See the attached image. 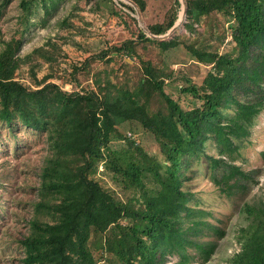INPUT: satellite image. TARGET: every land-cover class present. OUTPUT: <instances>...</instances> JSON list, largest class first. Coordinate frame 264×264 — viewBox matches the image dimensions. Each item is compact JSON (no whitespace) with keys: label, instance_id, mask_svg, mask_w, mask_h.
<instances>
[{"label":"trees","instance_id":"obj_1","mask_svg":"<svg viewBox=\"0 0 264 264\" xmlns=\"http://www.w3.org/2000/svg\"><path fill=\"white\" fill-rule=\"evenodd\" d=\"M133 1L144 10V0ZM186 1L185 28L194 30V23L218 13L233 22L230 27L235 42L231 51L211 58L218 73L208 72L199 88L191 85L182 89L196 102L187 110L165 93L158 68L149 60H142L143 74L132 91L120 90L114 96L110 91L100 93L93 88L68 92L53 82L44 81L41 87L30 88L14 79L23 60L17 54L19 41L11 38L1 46L0 118L10 122L16 112L26 124L48 130L51 150L40 174L44 198L36 203L38 210L47 208L51 221L38 217L29 220V232L20 240L23 264H96L87 244L90 230L97 234L107 231L105 237H100L99 247L104 253L114 254L121 264H133L136 257L137 264H157L153 260L161 246L168 252L181 250L183 261L188 242L200 251L203 261L215 249L216 241L187 237L188 231L195 233L203 221L192 218L190 225L180 226L181 212L191 213L185 204V191L180 188L181 170L186 167L189 153L201 149L208 138L232 151L234 140L249 133L254 117L264 109V0ZM8 2L1 0L3 5ZM20 3L24 9L29 6L27 0ZM173 5L168 19L148 24L152 33H165L176 21L179 0ZM140 40L155 41L163 49L184 42L178 36L155 40L139 27L137 40L126 39L112 50L133 58ZM194 42L187 47L198 56L201 47ZM34 50L39 52L41 48ZM105 54L102 51L99 57ZM154 92L164 102L163 110L151 111L145 101H139L142 93L148 99ZM225 108L230 111L226 113ZM123 118L139 121L154 134L168 163L162 172L160 165L145 159L143 165L109 149L114 122ZM129 144L138 155L146 157L139 145L133 141ZM209 160L212 183L223 192L234 185L242 188V182L253 179L256 172L225 157L210 155ZM100 161L138 187H144L143 172L150 171L160 189L138 207L124 203L93 177ZM239 214L243 216L238 229L240 249L230 257V264H264V205L243 202ZM124 217L130 220L122 225ZM212 228L223 234L221 228Z\"/></svg>","mask_w":264,"mask_h":264},{"label":"rangeland","instance_id":"obj_2","mask_svg":"<svg viewBox=\"0 0 264 264\" xmlns=\"http://www.w3.org/2000/svg\"><path fill=\"white\" fill-rule=\"evenodd\" d=\"M27 1L29 6L24 9L21 0H10L5 5L0 0V48L11 38L19 41L17 54L23 60L14 72V79L30 88L41 87L46 81L68 92L82 93L93 88L100 93L110 91L114 96L120 90L135 89L143 74L142 60H149L158 68L165 93L187 110L194 106L195 100L182 89L191 85L199 88L208 72L218 73L211 58L231 51L235 44L231 37L232 21H226L218 13L212 14L194 23L195 29L190 30L184 26L186 14L182 26L170 37L178 36L184 42L163 49L155 41L140 40L135 45L136 53L130 58L112 49L126 39H138L141 25L132 3L126 0ZM144 1V10L135 4L148 25L168 19L175 0ZM179 8L178 15L181 3ZM193 42L201 47L198 56L187 47ZM39 48V52H34ZM102 51L106 54L99 57ZM139 101H145L151 111L165 108L155 92L150 93L148 99L142 93ZM228 111L225 108V112ZM48 137V130L26 124L16 112L10 122L0 118V264H23L24 247L20 240L29 232L31 218L51 221L47 208H36V203L44 198L40 174L51 153ZM130 141L139 145L146 157L138 155ZM232 145L235 148L230 151L229 147L208 138L201 149L189 153L186 167L181 170L180 188L185 191V204L191 213L181 212L180 226L190 225L192 218L204 222V225L198 224L195 233L188 231L187 237L216 241L210 257L203 261L200 251L188 242L183 251L184 261L181 250L168 252L161 246L153 262L230 264V257L240 249L238 229L243 223V216L239 214L242 203L264 205V109L254 117L249 133L235 139ZM108 147L143 165L144 159L160 165L161 172L168 165L154 134L134 119L114 122ZM210 155L225 157L245 170L256 169L254 178L242 182V188L234 185L229 192L221 191L211 180ZM230 156L232 159L228 158ZM142 175L144 187L131 185L104 161L97 164L93 173L116 199L134 207L160 189L150 171ZM129 220L124 217L120 223L125 225ZM212 226L221 228L223 234L215 233ZM106 234L107 231L97 234L90 230L88 233L87 244L96 264H121L114 254L104 253L99 247L100 237ZM137 263L138 257L133 260V264Z\"/></svg>","mask_w":264,"mask_h":264},{"label":"water","instance_id":"obj_3","mask_svg":"<svg viewBox=\"0 0 264 264\" xmlns=\"http://www.w3.org/2000/svg\"><path fill=\"white\" fill-rule=\"evenodd\" d=\"M126 1L135 5V9H136V12L138 15L137 19L140 22L142 29L145 31L147 36H149L153 39H158V40L169 39L175 33V31L178 30L182 26V24L185 21L186 14H187V1L186 0H179V2L181 3V10H180V13H179L176 21L172 24V26L165 33L154 34L150 31V29L148 28V25L143 20V18L141 16V10L138 8V6L135 4V2L132 0H126Z\"/></svg>","mask_w":264,"mask_h":264}]
</instances>
